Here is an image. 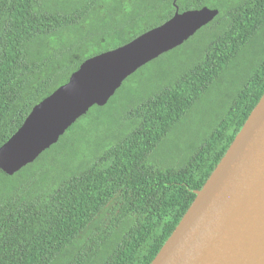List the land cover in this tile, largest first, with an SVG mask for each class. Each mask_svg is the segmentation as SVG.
Returning a JSON list of instances; mask_svg holds the SVG:
<instances>
[{
  "label": "trees",
  "instance_id": "obj_1",
  "mask_svg": "<svg viewBox=\"0 0 264 264\" xmlns=\"http://www.w3.org/2000/svg\"><path fill=\"white\" fill-rule=\"evenodd\" d=\"M44 1L0 0V147L86 59L174 13L173 0H53L51 8ZM177 7L218 10L204 27L218 33L191 67L127 110L135 125L123 138L83 167L77 154L86 138L79 136L94 106L33 164L11 177L0 171V191L8 192L0 195V264H150L170 237L264 93L263 57L182 165L151 163L153 151L264 24V0H178ZM58 150L71 155L55 165L50 155ZM76 160L79 166L67 172Z\"/></svg>",
  "mask_w": 264,
  "mask_h": 264
},
{
  "label": "water",
  "instance_id": "obj_2",
  "mask_svg": "<svg viewBox=\"0 0 264 264\" xmlns=\"http://www.w3.org/2000/svg\"><path fill=\"white\" fill-rule=\"evenodd\" d=\"M218 13L176 10L129 43L86 59L0 147V171L11 177L33 164L92 107L107 105L127 78ZM150 264H264V93Z\"/></svg>",
  "mask_w": 264,
  "mask_h": 264
},
{
  "label": "rangeland",
  "instance_id": "obj_3",
  "mask_svg": "<svg viewBox=\"0 0 264 264\" xmlns=\"http://www.w3.org/2000/svg\"><path fill=\"white\" fill-rule=\"evenodd\" d=\"M52 1L45 0L43 5L51 8ZM54 5L55 9H60L58 4ZM217 33L218 29L213 27L201 29L180 47L139 69L131 79L123 82L107 105L98 107L90 113L83 122L84 130L79 136V138L84 136L86 138L77 154L83 167L88 166L93 161V157H97L105 147L123 138L133 128L135 122L126 120L127 110L170 84L176 76L191 67L201 58L204 47ZM263 57L264 24L195 106L153 151L150 156L151 163L162 168L182 165L197 146L211 134L233 96L254 72L259 60ZM71 148L74 151L75 147ZM70 155L65 151H55L50 155L51 162L55 165L66 163ZM74 163L69 164L67 172L72 169L73 173L79 166L77 160ZM38 168L44 169V167ZM60 168V170L63 169L61 166ZM46 174L50 180H53L55 173L49 171ZM15 182L18 183L17 180ZM2 192L3 190L0 191V195ZM7 193V191L3 192V196Z\"/></svg>",
  "mask_w": 264,
  "mask_h": 264
},
{
  "label": "flooded vegetation",
  "instance_id": "obj_4",
  "mask_svg": "<svg viewBox=\"0 0 264 264\" xmlns=\"http://www.w3.org/2000/svg\"><path fill=\"white\" fill-rule=\"evenodd\" d=\"M177 1H178V0H173V2H172V6H173V8H174V13H173V15L175 14L176 10H178V12H179V9H178V7H177ZM179 13H180V12H179ZM173 15H172V16H173ZM169 19H170V18H169ZM169 19H168V20H169ZM168 20H167V21H168ZM165 22H166V21H165ZM161 25H162V24H161ZM159 26H160V25H159ZM157 27H158V26H157ZM174 50H175V49H174ZM109 51H110V50H109ZM172 51H173V50H172ZM170 52H171V51H170ZM166 54H167V53H166ZM160 57H161V56H160ZM152 62H153V61H152ZM150 63H151V62H150ZM124 82H125V81H124ZM120 88H121V87H120ZM120 88H119V89H120ZM119 89H118V90H119ZM118 90H117V91H118ZM117 91H116V92H117Z\"/></svg>",
  "mask_w": 264,
  "mask_h": 264
}]
</instances>
